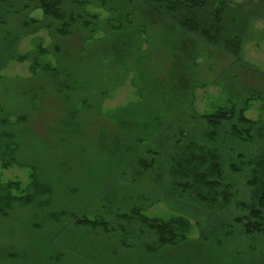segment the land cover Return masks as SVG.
<instances>
[{"label":"rangeland","instance_id":"obj_1","mask_svg":"<svg viewBox=\"0 0 264 264\" xmlns=\"http://www.w3.org/2000/svg\"><path fill=\"white\" fill-rule=\"evenodd\" d=\"M60 3L65 32L41 0H0V182L34 196L0 215V264H264V235L232 221L243 211L173 192L168 171L191 140L209 142L222 184L237 200L249 196L247 173L230 166L264 148V127L250 143L202 116L235 106L264 124L263 16L251 21L238 64L142 0ZM140 158L164 167L162 187L150 171L136 176ZM131 208L188 219L187 238L149 252L151 237L123 217ZM82 216L122 226L105 232L77 223Z\"/></svg>","mask_w":264,"mask_h":264},{"label":"trees","instance_id":"obj_2","mask_svg":"<svg viewBox=\"0 0 264 264\" xmlns=\"http://www.w3.org/2000/svg\"><path fill=\"white\" fill-rule=\"evenodd\" d=\"M148 7L156 12L171 17L178 26L201 37L206 42L213 44L235 57V63H244L245 38L250 28V23L256 18H264V0H142ZM60 0H41L40 8L46 16H52L63 20L62 32H65L67 21L66 14L61 11ZM256 10V11H255ZM1 21V20H0ZM50 67L45 66L48 70ZM207 128L219 127L223 123L229 127V134L250 143L254 132L257 137L263 138V125L246 116L245 108L230 106L228 109L219 108L215 112L202 116ZM214 130V129H213ZM194 141V142H193ZM182 148V158L171 155L168 171L171 179H174L172 191L182 187L190 199L197 197L202 203L211 207L227 209L233 206L243 211V214L235 215L232 221L236 225L244 227L247 234L264 235V148L259 147L258 152L250 159H243L240 164H232L230 167L236 173L239 171L247 173V185L249 196L245 201L237 200L231 194V186H224L221 182L224 179L222 158L212 148L203 142H195ZM215 141V140H211ZM179 145V140H176ZM196 151L199 153L196 154ZM150 152V151H149ZM158 153V152H157ZM154 158V157H153ZM147 160L138 159L133 164L137 165L136 176L143 177L149 172L152 175L157 187H162L165 182L166 173L164 167L157 164V158ZM158 165V167H156ZM167 171V170H166ZM214 176L211 178L210 176ZM179 179L184 181L181 183ZM18 185L9 182L3 185L0 182V215H7L12 209L13 202L21 204L31 203L34 200L32 194L17 196L12 194V189ZM182 185V186H181ZM32 186L38 193H45L47 188L35 180ZM222 190L221 191H219ZM172 194V193H170ZM223 196L222 199L220 196ZM233 204V205H232ZM127 221L135 220L142 235H148L153 241L152 245L146 247L149 252H155L163 246L175 245L187 238L191 223L182 216H174L165 221L159 218L145 216L142 210L131 208L130 213L123 215ZM131 219V220H130ZM77 223L82 226L97 227L104 225L105 232H114L119 228L109 229L108 224L100 219L92 220L85 216L77 217ZM127 232L126 227L122 228ZM124 243V240H122Z\"/></svg>","mask_w":264,"mask_h":264}]
</instances>
